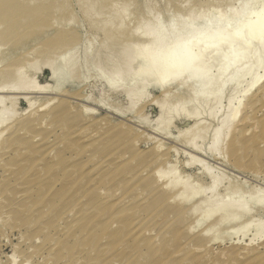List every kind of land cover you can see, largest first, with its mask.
<instances>
[{"label":"rangeland","instance_id":"obj_1","mask_svg":"<svg viewBox=\"0 0 264 264\" xmlns=\"http://www.w3.org/2000/svg\"><path fill=\"white\" fill-rule=\"evenodd\" d=\"M48 1H50L49 4ZM54 1L56 4L60 3L64 10L67 7L65 6V2H70L71 6H69L70 4L67 3V9L69 7H74V9H72L74 11H64L63 9H60L61 11H56V16L55 14H52V17L50 18L51 23L49 22V26L57 23L55 26H58V28L54 26V29H50L49 27L50 31H47V34L50 33V36L52 37L55 35V31H57L55 29L60 31L59 29L61 28L66 30H76L77 33L75 34V38L77 35L78 37L81 35L82 36L78 38L81 41L75 39V41L77 40V42L80 44L75 42V46H77H73V49L71 44L66 49L64 47V51L62 48H60L62 49L63 53L59 48L55 50L56 52H61L62 54L59 53L61 55L54 53L55 51H51L50 55L45 56L43 54V48H45L44 51L47 49V34L45 35L41 32L39 35L37 33L38 35L34 36L33 38H28L27 40L25 38L20 43L18 36L14 39L12 38L13 40L11 41L9 39H2V37H4L3 29L2 27L0 29V73H2V75H0V86L6 82H11L13 85L17 86L31 84L37 89L35 92H32L33 94L31 93L23 96L17 93L0 94V97L5 98V100H3L4 102L0 100V110L4 108L1 115L9 116V121H7L6 124L0 126V130L2 129V132H5H3V134L0 131V133L4 135L0 137V264H162V262L163 264H247L246 261L243 262V260H246L244 257H241L243 258L241 259L234 256V253L237 249L241 247L243 248L244 246L248 247L247 244L249 243V247L251 245L254 247L255 245V247H260V250L264 249V236L260 240H256L254 244L251 243V240L254 239L253 235L257 232V230H260L259 234L261 231H263L262 234L264 235V128L262 127L264 126V106H262L264 105V101H262L260 98L263 95L262 93L264 88L261 91H258L257 88H254L249 94L247 93L251 83L264 74V52L256 49V40L249 39V29L253 27L252 24L256 18H258V15L260 16V13L262 14V12H264V0H224V2L223 0H189L190 2L188 0H128L130 4L127 1V5L126 0H118L113 3V6L110 7L113 10H116L115 12L117 14L119 10H125L129 5L128 9H126L128 15L126 14V10L124 12L122 10L120 11L123 12L121 13L122 15L124 13L126 14V16L124 15L125 17L119 12V16L121 15L123 19H120L121 16L119 17L116 15L112 9H110V11L109 9L106 10V12H104L105 14L103 13V18L102 15L99 16L100 18H98V16L96 17L97 11H94L96 13L92 12L89 14L88 17L86 14H84L85 11L82 13L83 7L78 5V0H62L64 1V4L61 3V0H59L58 3L57 0H45L41 3L45 4L43 5V7H45L46 5L50 6L51 3L53 4ZM80 3L83 5L79 0V4ZM116 3L119 5L118 7ZM123 3L124 6L121 5ZM114 4H116L115 6L117 9L120 7L118 11L117 9L113 8L115 7ZM239 6H243V10L240 13L238 23H234L230 26L232 29L230 36L225 30L229 21L231 20L229 11ZM168 11L171 13L170 15ZM58 12L59 14H57ZM66 12L69 13L70 19L68 18L69 20L67 19V21H63V19H66L68 16ZM158 12H161L160 14L164 19L165 25H159L160 28L163 26V29L161 28L162 30H160V33L156 34L154 33L155 28L153 26L155 24L153 22L154 20L152 19L156 14H158ZM192 12H194L193 15L196 17V20L200 26L204 24L203 21L205 20L209 24L212 31L208 32L207 34L215 33L225 39H230L235 35L242 38L243 43L241 46L236 44L233 45V54L235 55L236 53L235 57L237 60H230L229 63L225 64L223 67H218L216 64H213L212 67H215L212 69L210 68L211 70L208 72L207 77L204 78H196L194 72H189L187 68H184L180 71H178L176 68H167L162 70L161 73L159 72L160 77L162 76L160 78L161 81L159 84H157V82L152 83V85L150 84L149 89L146 90L147 94L145 93V96L139 100V102L137 101L135 106H132L131 104L133 100L130 101V99L125 96L126 93L123 92V89L121 90L122 87L115 91L111 90L107 85L106 80L100 78L99 72L93 68H89L90 70L88 69L90 72L85 69L84 71L80 68L81 70L77 73V75H75V78L72 80V82L64 86L63 72L61 69H59L60 66H58V62L48 63L49 61L53 60L54 57L57 59L68 52L74 53V51L78 50V53H75V55H78L77 57L80 56L83 58H81L82 61L79 59L82 65V62L86 59L85 50L91 46L90 50L92 51V54L94 52L97 53L101 44L104 43L105 36L109 35V30L113 31V26L115 25L114 27H116L117 24L122 21V25H124L123 29H121L122 32H117L122 36L120 37L122 40L120 38L117 39L118 43L122 41L120 42L121 46H118L119 44L117 42L116 44L115 41L111 44H115L119 49L121 48L120 50H123L126 48L128 43L136 42L139 40V38L141 39L140 34H143L145 30L146 32L148 31V36L146 39H144V41L147 42V45H153L147 51H143L141 48L136 47L131 49V51H135L136 49L137 58L135 60V69L132 70L133 77H129L128 79L130 81H135L133 83H136L137 87L143 80L145 72L149 73L153 77H157L158 67L166 66V61L160 62L159 64L156 62L152 63V58L162 52L168 53L167 55H170V57L172 56L171 54L174 51L171 49L175 36L170 33L169 25L183 24L186 20L185 18ZM111 13L115 14L116 16ZM59 15L60 17L62 15L61 19ZM54 17H56V19ZM71 17H73L75 20L73 18L72 20ZM58 20H60L61 23L58 24ZM71 20L72 22H75L74 24L77 29H75L73 24L70 23ZM106 21H109V23H106ZM110 21L113 22L114 25L112 24L111 26ZM145 21V25H147V22L154 24L150 27V30L153 27L152 31L154 34H151L149 28L146 30V26L145 28L143 27ZM101 23H106V26ZM68 24L71 25L70 27H73V29H69L70 27ZM197 28L200 30L198 25ZM134 29L135 32H133ZM114 31L116 32L117 29L115 30L114 28ZM202 31L205 30L203 29ZM79 32L81 34H78ZM131 32H133L132 36H130ZM190 34L189 32L185 33L180 37V39L182 41H186L187 38L189 39V37L192 36ZM51 37L50 39H52ZM16 42H19L21 45L17 46ZM159 42L163 43V47H160L157 44ZM218 50L219 49H216V51ZM216 51L215 54H217ZM9 52H11V54H8ZM45 53L49 54L50 51H46ZM51 55L55 56L52 58ZM49 56L52 59L47 61L46 59L47 57L49 58ZM46 62L47 64L45 65ZM6 69H11L13 71L6 73ZM54 69L56 71L58 70L56 78H52V72L55 71ZM2 70L4 73L1 72ZM128 79L125 81L127 85L124 83L123 86H128ZM200 81L201 83H199ZM161 82L163 86L161 85ZM131 84L132 83H130L129 86ZM55 88H58L59 91H53ZM126 89L124 91H126ZM68 93L71 96L69 95L67 98ZM74 93L76 94L75 96ZM251 94L254 95L252 96L253 98L250 96ZM64 95L66 97H64ZM77 95L80 96L78 97ZM10 97L17 98V102H7V98ZM23 98H27L29 100H24ZM75 98H77V100H74ZM259 99L263 102L262 104ZM187 100L188 102H186ZM256 100H258L257 104ZM11 102L13 103V106ZM63 102L67 104H65L67 117L64 122V126L66 128L64 127V132L61 134L62 129L58 128V126L61 125L60 123H57L56 118L53 119L54 116L52 113L55 111V109H57V106L59 107L61 104H63ZM67 102H71L70 106ZM32 103L33 106L31 107ZM253 106H255V109ZM45 107H48V109H45ZM41 109L44 110L42 111ZM183 109H185V111ZM162 110H164L165 113L160 120L161 122L159 121L158 123L157 119L161 116ZM237 111L238 113L240 112L238 115ZM251 111H254L253 114ZM36 113H38V118L35 115ZM47 113L49 114L47 115ZM29 114H32L31 116L34 115L33 117L35 120L36 118L39 120L38 124H36L37 122L34 123L37 128H35L36 126H31L29 130L24 132L25 135L22 133L23 137H21V139L12 141L11 139L13 137L11 138V132L7 130L10 132L9 134L6 132V130H3L4 126L9 125L10 123L13 124L12 122H15L16 120L20 121V119H24V117H27L28 119ZM41 115L42 117H40ZM246 116H249L248 122ZM251 116L254 117V119L252 118V121L250 119ZM30 117L29 119L32 120V117ZM82 117L83 119H86L80 122L78 119L82 120ZM87 119L90 122L86 121ZM101 119L103 121H101ZM224 119L225 122L226 120L231 122L234 119L232 121L233 129H229L231 132L228 131V137L224 135L228 132L226 133L222 130V134L219 131L221 123H224L221 128L225 129L226 127H223L225 125V122H223ZM228 119H230V121ZM253 120L256 121L255 123L258 121V124L256 125H260L255 126L254 123L253 125ZM17 121L16 123H18ZM77 121L78 123L80 122V124H78ZM99 122L102 125H97ZM93 123L94 125H92ZM163 123H165V125ZM231 123L228 124L231 125ZM228 124L226 122V125ZM251 124L252 126H249ZM81 126L82 130H80ZM159 127L164 128V130L162 129V131ZM229 127L230 126L228 125L225 130H228ZM255 127L259 129V132ZM237 128H245L248 131V135L240 140L241 143L238 148L243 147L241 148L243 149V152L240 151V154L239 152L238 154L234 152L235 150L237 151V148L235 150L232 149L234 148L232 144L236 141V139H238V131L235 133L234 130ZM156 129H160L161 133L160 130L158 133ZM128 130L131 133H129ZM134 130L137 132L139 131L140 133L138 132L136 134L134 133L136 132ZM121 131L122 133L124 132L123 136L126 137L127 140L122 137V133H120ZM218 131L221 134H219ZM54 133L56 134L54 135ZM57 133H59V135ZM217 133L218 135L216 136L215 134ZM110 134L111 136L114 135L113 137H115L117 134L119 136L121 135V137L118 136L117 139H114L111 142H106L103 138ZM132 134H135V136ZM56 135H58L57 139ZM219 135H221V137L223 136L222 140ZM38 136L41 137V141ZM218 136L221 143L217 146V143H219V139L217 138ZM256 136L261 137L262 140H260L262 142H260L258 147H253L252 140L253 137L256 139ZM224 137L227 139L225 140ZM216 138L218 139V142H216ZM31 139L34 140V142L39 143V145L44 142L46 143L40 147L37 146L36 148L30 144L29 140ZM223 139L225 142H223ZM49 140H51V143L48 142V146L47 141ZM232 140L235 141L233 142ZM3 141L5 143L7 141V143L4 145ZM99 141H105L107 144L98 145L100 143ZM193 141L194 145L191 144ZM213 141L216 142L215 145ZM13 142L16 145H14ZM56 142L57 144H55ZM117 143L118 145L122 143V146L119 148L121 150V154H124L127 159L124 158L123 160H120L121 162L119 163L117 157H112L109 163H112L114 166H118L122 164V162L124 163V161H126L123 166L125 164H128L129 166L130 162H133L130 167H134L136 165V168H142L143 165L145 170L148 168L151 173H154V176L152 174V176L149 177V179L151 178V181L153 180L152 182H154V180L156 182V184L153 183V188L155 185L160 186L163 180L167 182L169 178H167L165 175L169 177L171 175L172 179L173 174H176V180L179 178V180H181L182 178L183 180L187 179L189 181H187L189 187L188 192L194 193L196 191V193H198V198L196 197L195 200H193L194 204L203 201L205 199L204 197H210V200H214L210 201V207L203 205L202 210L204 206L209 209L212 208V205L215 204V202L226 203V201L230 200L229 203H231L232 199L233 201L238 200L240 205L243 206L242 208H251L252 211L250 209L251 212L245 217V220H243V217L240 221L229 222V225L227 222H224L225 225L222 223V227L219 225H217L219 227L216 226L218 230L215 229L208 235H204L201 233V231H204L207 227H209L208 225H212L215 219L218 221L220 218H218V214L214 216L215 219H213L214 217L211 218L212 223H210V220H206V223L203 222L204 224L200 225L201 227H197L198 229L195 228L197 224L195 225L194 223H196L199 216H201L198 215L200 212H197L198 217L196 214H191L195 215L197 220L195 217H193V219L195 218L193 220L191 215L186 214L183 219L182 217L180 218L181 222L179 224L173 223L172 218H166L164 215L165 209L167 211L170 209V206L154 201L153 195L157 190L156 186L154 190L153 188L151 189L150 194L148 192L145 194V196L144 194L141 196L140 192L134 193V191H132V186H134V184L137 185L140 183L142 181L140 180L141 178L135 177L134 179L136 180H131V178H126L128 175H123L121 178H119V180H122L124 184L121 186L122 188L116 189L118 190L115 191L116 194L114 193V198L116 201L115 199L113 200V197L109 198V194L112 193V188H114L113 186L118 185L116 182L118 181V178L116 180H111L107 177H104L102 180H100V171H106V169H108L107 165H103L100 155L104 156V154H106L105 150H109L111 148L113 149V147H116ZM212 143L215 146L214 149L217 148L216 150H218L217 153V151H213L212 149L213 153H215L214 155L210 150L213 147ZM17 144L18 148H16ZM161 145L164 150H170L168 152V156L170 158L168 156L165 157L167 161L164 160V163L157 165V163H153L155 162V154H157L154 149H157V147L160 148ZM98 147L104 149L100 150ZM20 148L22 149L23 154L25 151L26 156L25 154L23 156L22 151H20V155L19 153L17 154V151L21 150ZM123 148H126L127 151ZM171 148H173L172 152ZM48 150L50 153H48V155H50V157L45 155L47 154ZM122 150H124L123 153ZM8 151H10V153ZM26 151H28V153H26ZM167 151L162 150V152ZM233 152L237 156L234 155ZM95 153L98 154L96 157L94 156ZM28 154H31L33 158ZM143 154L148 155L145 156ZM12 155L15 158L18 157L22 159L18 160L17 158H12ZM51 156L55 158H52ZM140 156L141 159H139ZM97 157L100 159V162ZM147 157L148 160L146 159ZM93 158L95 160L97 159L96 161L98 162L92 161ZM134 158L136 161H133ZM150 158L152 160H150ZM54 159L57 161H54ZM109 159L110 156L106 158V160ZM200 159L203 160V162H201ZM195 160L199 163H197ZM62 162L65 163V169L58 170L61 168ZM100 163L104 167H102ZM142 163L146 165L144 166ZM196 163L197 165H194ZM204 163L205 165L207 164V167L204 165ZM91 164L93 166H91ZM198 164H200L201 167H199ZM149 165L150 167H147ZM97 166L98 168L102 167L103 169H100L98 172L99 169ZM159 168H161L163 172L166 171V173L164 172L163 174L160 169L162 175L164 176L163 179L160 178L161 175L159 174L160 176H158V173L156 172V170L159 171ZM8 169H11V171H14L15 169L16 170L11 172ZM46 169L47 172L50 173L49 175H51V177H44L43 175L40 176ZM136 170L138 171V169ZM167 170L169 172L171 171V174H169ZM209 171L211 172L209 173ZM103 174L101 173V175ZM97 180L99 181L97 182ZM60 182L63 183L62 186L66 187L63 190H50L48 187H45L52 184H57L60 186ZM101 182H103V184L107 183V185H104V188L102 189H94L100 186L102 184ZM157 182L161 183L158 185ZM214 182H216V184ZM91 184H94L92 188ZM67 186L71 187L67 188ZM88 186L89 188H87ZM106 186L109 187L107 188ZM213 186L214 189H212ZM229 186L233 189L236 186L241 190H238L237 193L236 188V194L234 191H229ZM79 187L80 189L77 190ZM232 188L230 190H232ZM227 190L230 193H227ZM186 191L185 193L188 195V192ZM105 193L106 195H104ZM128 195H132L134 198L132 196L129 197ZM123 196L125 199L127 197L126 201L128 203L125 200L123 203L122 201H119L123 198ZM137 197H139V199L143 197L144 198L139 200ZM202 198L204 199L202 200ZM107 199L109 200L108 202ZM117 202L119 204H117ZM142 202L143 204L147 205H143ZM226 204H228V202ZM172 206L175 205L172 204L171 207ZM189 206L191 207L192 203H190ZM206 209L204 208V211H206ZM203 213L205 212H202V214ZM251 213L253 217H251ZM111 217H114V219H111ZM175 220L176 219H174V221ZM195 220L196 222H194ZM112 221L113 223H111ZM186 224L188 226L194 225V228L192 229L194 231L190 232L189 229H186ZM183 227L186 230L183 229ZM187 230L191 234H189ZM200 234L203 235L201 236ZM258 237L256 239H258ZM91 244H93V246ZM250 264H255V262L250 260ZM259 264H264V262L262 261Z\"/></svg>","mask_w":264,"mask_h":264},{"label":"bare ground","instance_id":"obj_2","mask_svg":"<svg viewBox=\"0 0 264 264\" xmlns=\"http://www.w3.org/2000/svg\"><path fill=\"white\" fill-rule=\"evenodd\" d=\"M45 0H0V29H1V27H2V29H3V36L4 37H2V39H9L10 41L11 40H13L14 38H16L17 36L19 37V40H20V43H21V41H23L25 38H26V40L29 38V39H31V38H33L34 36H36V35H40L41 34V32L42 33H44L45 35L47 34V31H50V29H54V26H55V24L57 25V23H54V25H51V26H49V24L51 23L50 21V18L52 17L51 15L52 14H55V16H56V11L57 10H62L63 8H62V5L60 4V3H58L59 2V0H57V3L58 4H60V5H58V4H56V2L54 1L53 2V4L51 5L50 4V6L48 5H46L45 7H43V5H45V4H42L41 2H44ZM47 1V0H46ZM52 1V0H51ZM62 1V0H61ZM65 1V0H64ZM64 1H62L61 3L62 4H64L63 2ZM76 1V0H75ZM81 2H82V4L83 5H81V3L79 4V0H78V5H80V6H82L83 8H84V10H83V8H82V13H83V11H85V13L84 14H86L87 16L89 15V14H91L92 12H94V11H97V14H96V17L98 16V18H100L99 16H101L102 15V18H103V15L105 14L104 12H106V10H108L109 9V11H110V9H112L110 6H113V3L114 2H116V1H118V0H80ZM127 1L128 0H126V5H127ZM132 1V0H131ZM189 1V0H188ZM218 1V0H217ZM222 1V0H221ZM221 1H219V2H221ZM226 1V0H225ZM49 2L50 1H48V4H49ZM84 2V3H83ZM121 2V1H120ZM123 2V1H122ZM129 2V1H128ZM190 2V1H189ZM223 2H224V0H223ZM67 3H69L70 4V2H67ZM67 3L65 2V6H67L68 7V5H67ZM112 3V4H111ZM125 3V2H124ZM124 3L123 4H121L122 6H124ZM111 4V5H110ZM117 4V3H116ZM116 4H114V6L116 5ZM129 4H130V2H129ZM146 4H148V3H146ZM65 6H63V7H65ZM69 6H71V4L69 5ZM119 5L117 4V7H118ZM129 6V5H128ZM128 6H127V8H126V6H125V8L126 9H128ZM67 7H66V9L64 10V11H68V10H71V11H74V10H72V9H74V7H73V2H72V7L73 8H71V7H69V8H71V9H67ZM76 7V6H75ZM117 7L115 6V7H113V8H115V9H117ZM120 8V7H119ZM119 8L117 9V11L119 10ZM124 8V7H123ZM125 9V10H126ZM60 10V11H61ZM81 10V9H80ZM113 10V9H112ZM112 10H111V12H112ZM122 10V9H121ZM121 10H119L118 11V13L116 14V10H113L114 12H115V14L116 15H118L119 16V12L121 11ZM125 10H122L123 12L125 11ZM182 10V9H181ZM243 10V6H239V7H237V8H234V9H232V10H230L229 11V13H230V17H231V20L229 21V23H228V25H227V27H226V33L227 34H229L230 36H231V34H230V32H231V28H230V26L231 25H233L234 23H238V19H239V16H240V13H241V11ZM63 11V12H64ZM108 11V12H109ZM194 11V10H193ZM264 11V10H263ZM107 12V13H108ZM113 12V13H114ZM123 12H120V14L121 13H123ZM165 12V11H164ZM169 12V11H168ZM180 12V11H179ZM60 13H62V12H60ZM67 13V12H66ZM69 13H70V11H69ZM69 13H67L68 14V16L66 17V19H63V21L64 20H66L67 21V19L69 18L70 19V17H69ZM74 13V12H73ZM94 13H96V12H94ZM104 13V14H103ZM113 13H111V14H113ZM161 13V12H160ZM159 12H158V14H156L155 16H154V18L152 19V20H154L153 22H154V24H150V23H148L147 22V25H145L146 24V21L144 22V25H143V27L145 28V26L147 27L146 28V30H148V28H149V30H150V27H151V25L155 28L154 29V33H156V34H158V33H160V30H162L163 28V26H161V28H160V26L159 25H165L164 23V19H163V17H162V15L160 14ZM167 13V12H166ZM193 13L194 12H192L191 14H189L185 19V22L183 23V24H180V25H175V24H172L171 26L169 25V31H170V33H172L174 36H175V39L173 40V44H172V49L171 50H173L174 52L171 54L172 56L170 57V55H167L168 53H165V52H162V53H160L159 55H157V56H155V57H153L152 58V63H157V64H159L160 62H163V61H166V66L165 67H158V70H157V77H153V76H151L149 73H147V72H145V74H144V78H143V80L141 81V83L139 84V86H137L136 87V83H133V82H135V81H133L131 78L133 77V72H132V70H134L135 69V60H136V58H137V51H136V49H135V51H131V49H133L134 47H136V48H141L143 51H147V50H149L153 45H147V42L146 41H144V39H146V37L148 36L147 34H148V31L146 32L145 30H144V33L143 34H140L141 35V39L139 38V40H137L136 42H133V43H128L127 45H126V48H124L123 50H120L119 48H118V46H121V43L120 42H122V41H120L119 43L117 42V39H119L120 37H122L121 35H119L117 32H122L121 31V29H123V26L124 25H122V21L119 23V24H117V26L116 27H114L115 25L113 24V22H111L110 21V23H111V26H112V24L114 25L113 26V31L111 30H109V35H106L105 36V40H104V43H102L101 44V46L99 47V49H98V51H97V53H93L92 54V51L90 50V47H88L87 48V50H85L86 51V53H85V57H86V59H85V61H83L82 62V65H81V63H80V61H82L81 60V58L82 57H77L78 55H75V53L77 54L78 52V50L77 51H74V53L73 52H68L67 54H64V55H62V56H60L59 58H57L56 59V57H54V56H52V58L54 57V59L53 60H51V61H49L48 63H56V62H58L57 64H58V66H60V68L59 69H61V71L63 72V84H64V86L65 85H67V84H69V83H71L72 82V80L75 78V75H77V73L82 69V70H88L89 68H93V69H95V70H97V72H99V74H100V78H102V79H104V80H106V82H107V85L109 86V88L111 89V90H113V91H115V90H118L119 88H121V90L123 89V92L124 93H126L125 94V96H127V98L128 99H130V101H132L133 100V102L131 103L132 104V106H135L137 103V101L139 102V100H141L144 96H145V93H146V90L147 89H149V86H150V84L152 85V83H154V82H157V84H159V82L161 81V77H160V73L162 72V70H165V69H167V68H176L178 71H180V70H182V69H184V68H187L188 70H189V72H191V71H193L194 72V74H195V76H196V78L197 77H207V75H208V72L213 68V67H215V66H213L212 67V65L213 64H216L218 67H223V66H225V64H228L229 63V61L231 60H234V59H236V53H235V55L233 54L234 52H233V45L234 44H236V45H242V43H243V41H242V38L241 37H238L237 35H235V36H233V37H231L230 39H225V38H222V37H220V35H218V34H215V33H209V34H207L208 32H211L212 30H211V27L209 26V24L206 22V20L205 21H203V27L202 26H200L199 24H198V22H197V20H196V17H194V15H193ZM57 14H59V12L57 13ZM71 14H72V12H71ZM71 14H70V16H71ZM109 14V13H108ZM107 14V15H108ZM115 14H113V15H115ZM126 14L128 15V13H127V10H126ZM126 14L124 13L122 16H126ZM153 14V13H152ZM171 13L169 12V15H170ZM106 15V16H107ZM115 15V16H116ZM120 15V16H121ZM150 15V14H149ZM179 15V14H178ZM58 16V15H57ZM65 16V15H64ZM86 16V17H87ZM105 16V17H106ZM119 16V17H120ZM122 16L120 17V19H123L122 18ZM124 16V17H125ZM59 17H60V15H59ZM61 17H62V15H61ZM61 17H60V19H61ZM89 17V16H88ZM55 19H56V17H54ZM65 18V17H64ZM73 17H71V19H72ZM97 18V19H98ZM101 18V19H102ZM108 18V17H107ZM68 19V20H69ZM74 19V18H73ZM72 19V20H73ZM113 19V18H112ZM115 19V18H114ZM118 20H120L119 18H117ZM54 20V19H53ZM72 20H71V22L70 23H72L73 24V27L75 28V29H77L76 28V26H75V22H72ZM75 20V19H74ZM59 22H58V24L59 23H61L60 22V20H58ZM62 21V22H63ZM116 21V20H115ZM196 21V22H195ZM50 22V23H49ZM104 22V21H103ZM109 23V21H106V23ZM64 23V22H63ZM69 23V24H70ZM106 23L104 24V23H101V24H103L104 26H106ZM116 23V22H115ZM68 24V25H69ZM124 24V23H123ZM60 25H62V24H60ZM110 25V24H109ZM142 25V24H141ZM148 25H149V27H148ZM197 25H198V27L200 28V30L202 31L203 29L205 30V31H200V30H198V28H197ZM63 26V25H62ZM71 25H69V27H70ZM95 26V25H94ZM99 26V25H98ZM103 26V28L105 29V27ZM107 26H108V24H107ZM159 26V28L157 29V27ZM253 26V27H252ZM252 28H250L249 29V39L250 40H256L255 42H256V49H259L260 51H262V52H264V12H262V14L260 13V16L258 15V18H256V20L254 21V23L252 24ZM49 27H50V29H49ZM55 27H57L58 28V26H55ZM73 27H70L69 29H73ZM100 27V26H99ZM142 27V26H141ZM153 27L151 28V30H150V32H151V34H154L153 33V31H152V29H153ZM203 29H202V28ZM61 28V27H60ZM95 28H97V27H95ZM101 28V27H100ZM114 28H115V30L117 29V31L115 32L114 31ZM164 28H165V26H164ZM49 29V30H48ZM62 29V28H61ZM59 29L60 31H58V29H55V30H57V31H55V35H53L52 37L50 36V33H48L46 36H47V39H49V40H47L46 39V41H47V49L44 51V49L45 48H43V54L45 55V56H47V55H50L51 54V51H55L56 49H60V48H64L65 47V49L68 47V46H70L71 44V47H72V49H73V46H75V42H77V40L75 41V39H78V38H80L81 36H79L78 37V35H77V37L75 38V34L77 33L76 32V30H66V29ZM98 30H99V28H98ZM120 30V31H119ZM139 30H140V27H139ZM157 30V31H156ZM52 32V31H51ZM81 32V31H80ZM78 33V34H81V33ZM133 32H135V29L133 30ZM133 32H131V34H130V36H132V34H133ZM189 32V34L190 35H192V36H190L189 37V39L187 38V40L186 41H182L181 39H180V37L183 35V34H185V33H188ZM38 33V34H37ZM86 33V32H85ZM98 33V32H97ZM207 34V35H206ZM85 35V34H84ZM139 35V36H140ZM150 35V34H149ZM46 36H43V37H46ZM52 38V39H50V37ZM151 36V35H150ZM42 37V38H43ZM145 37V38H144ZM155 37V36H154ZM13 38V39H12ZM138 38V37H137ZM121 39V38H120ZM78 40H80V39H78ZM122 40V39H121ZM45 41V42H46ZM81 41V40H80ZM115 41V43L117 42L119 45L117 46V45H115V44H111L112 42H114ZM35 42V41H34ZM34 42H32V43H34ZM73 42H74V45H73ZM94 42V41H93ZM124 42V41H123ZM19 42L17 43L16 42V44H17V46L18 45H21ZM78 44H80L79 42H77ZM116 43V44H117ZM91 44H93V43H91ZM90 44V45H91ZM123 44V43H122ZM160 47H163V43L162 42H159V43H157ZM44 46H45V44H44ZM77 46V45H76ZM75 46V47H76ZM116 46H117V48H116ZM78 48V47H77ZM80 48V47H79ZM92 48H93V46H92ZM62 49H60L61 50V52L63 53V51H64V49H63V51H62ZM216 49H219L218 51H219V53H218V51H216ZM60 50H57V51H60ZM68 50V49H67ZM71 50V49H70ZM80 50V49H79ZM93 50V49H92ZM95 50V49H94ZM46 51H50V53L49 54H46L45 52ZM96 51V50H95ZM215 51L217 52V54H215ZM53 52H52V54H53ZM61 52H54V53H58V55H61L62 53ZM33 53V52H32ZM59 53H61V54H59ZM65 53H66V51H65ZM8 54H11V52H9ZM42 54V55H43ZM69 54V55H68ZM215 54V55H214ZM57 55V56H58ZM67 55V56H66ZM106 55V56H105ZM84 56V55H83ZM167 56H169V57H167ZM26 57V56H25ZM104 57H105V60H104ZM52 58H50V56H49V58L47 57V61L49 60V59H52ZM79 59H80V61H79ZM83 59V58H82ZM237 60V59H236ZM211 61V62H210ZM230 63H232V62H230ZM47 64V62L45 63V65ZM56 64V65H57ZM49 65H52V64H49ZM216 66V67H217ZM9 68V67H8ZM81 68V69H80ZM211 68V69H210ZM92 69V70H93ZM221 69V68H220ZM55 70V69H54ZM84 70V71H85ZM90 70V69H89ZM88 70V71H89ZM6 71V73L7 72H11V71H13V70H11V69H6L5 70ZM58 71V70H57ZM57 71L55 70V71H53L52 72V78H56L57 77ZM220 71V70H219ZM1 72H3V70L1 71ZM90 72V71H89ZM160 72V73H159ZM164 72H166V71H164ZM217 72H218V70H217ZM4 73V72H3ZM86 73H87V71H86ZM132 74V75H131ZM218 74V73H217ZM0 75H2V73H0ZM163 75V74H162ZM129 77H131L130 79L132 80V81H130L128 78ZM195 78V79H196ZM127 79H128V81H129V83H128V88L124 85L123 86V84L125 83V81H127ZM163 80V79H162ZM197 81V80H196ZM202 81V80H201ZM201 81L199 82V83H201ZM130 83H132L130 86H129V84ZM188 83V82H187ZM204 83V82H203ZM206 83V82H205ZM126 84V83H125ZM127 85V84H126ZM161 85H162V82H161ZM160 86V85H159ZM163 86V85H162ZM162 86H160V87H162ZM202 86H204V85H202ZM126 89V91H124L125 89ZM108 88V89H109ZM163 88V87H162ZM254 88H257V90L258 91H261L263 88H264V74L260 77V78H258V79H255L252 83H251V85H250V87H249V89L247 90V93L249 94ZM37 89L35 88V87H33L31 84H29V85H24V86H17V85H13V83H11V82H6V83H4L3 85H1L0 86V94H3V93H17V94H21L22 96L23 95H26V94H31L32 92H35ZM256 90V89H255ZM254 90V91H255ZM40 91V90H39ZM53 91H59V89L58 88H55ZM122 92V91H121ZM246 92V91H245ZM244 92V93H245ZM66 93H67V91H66ZM76 94H78L77 92H75ZM74 93V96L76 95ZM256 93V92H255ZM33 94V93H32ZM71 94H73V93H71ZM147 94V93H146ZM247 94V95H248ZM263 95H262V97H260L261 99H262V101H264V91H263V93H262ZM69 93H68V95H67V98L69 97ZM191 95V94H190ZM71 96V95H70ZM78 97L80 96V95H77ZM192 96V95H191ZM246 96V95H245ZM244 96V97H245ZM251 97L252 96H254L253 94H251L250 95ZM64 97H66L65 95H64ZM73 97V96H72ZM21 98V97H20ZM27 98H29V97H27ZM27 98H23L24 100H29V99H27ZM253 98V97H252ZM8 99V101L7 102H9V101H15V102H17V98H12V97H10V98H7ZM10 99V100H9ZM63 99V98H62ZM66 99V98H65ZM73 99V98H72ZM190 99V98H189ZM192 99V98H191ZM255 99H258V98H255ZM254 99V100H255ZM0 100L1 101H3V100H5V98H3V97H0ZM59 100V99H58ZM57 100V101H58ZM69 100V99H68ZM74 100H77V98H75ZM79 100V99H78ZM260 100V99H259ZM61 101H64V100H61ZM192 101V100H191ZM261 100H260V102H261V104L263 103ZM4 102V101H3ZM2 102V103H3ZM15 102H14V104H15ZM53 102V101H52ZM55 102H56V100H55ZM186 102H188V100L186 101ZM218 102V101H217ZM253 102V101H252ZM252 102H250V103H252ZM257 102H258V100H256V104H257ZM259 102V103H260ZM12 103V102H11ZM31 103V102H30ZM54 103V102H53ZM67 103H69V102H67ZM71 103V102H70ZM70 103H69V106H70ZM258 103V104H259ZM5 104V103H4ZM51 104V103H50ZM65 104L66 103H64L63 102V104H61L59 107L57 106V109H55V111L52 113L53 114V119L54 118H56V121H57V123H60V125L61 126H58V128H60V129H62V131H61V134H62V132H64V122H65V120H66V114H67V110H66V108H65ZM184 104H185V102H184ZM187 104V103H186ZM46 105H48V104H46ZM67 105V104H66ZM248 105H249V103H248ZM247 105V106H248ZM12 106H13V103H12ZM33 106V103L31 104V107ZM50 106V105H49ZM262 106H264V105H262ZM67 107V106H66ZM190 107H191V104H190ZM189 107V108H190ZM249 107H250V105H249ZM249 107H247V108H249ZM259 107V106H258ZM161 108V107H160ZM253 108L255 109V106H253ZM253 108H251L252 110H254ZM256 108H257V106H256ZM4 109V108H3ZM3 109H1L0 110V126L1 125H4V124H6L7 123V121H9V116L7 115H1V113H2V110ZM45 109H48V107L46 108L45 107ZM186 109V108H185ZM185 109H183L184 111H185ZM190 109H192V108H190ZM258 109V108H257ZM261 109H262V107H261ZM39 110V109H38ZM42 110V109H41ZM41 110H40V112H41ZM44 110V109H43ZM42 110V111H43ZM248 110H250V109H248ZM264 110V109H263ZM87 111V110H86ZM91 111V110H90ZM183 111V112H184ZM258 111H259V109H258ZM262 111V110H261ZM181 112V111H180ZM182 112V113H183ZM252 112V111H251ZM250 112V113H251ZM254 112V111H253ZM253 112H252V114H253ZM256 112V111H255ZM90 113H92V112H90ZM164 113H165V111L164 110H162L161 111V116L157 119L158 121V123H159V121L161 120V118L163 117V115H164ZM170 113V112H169ZM240 113V112H239ZM238 113V111H237V115L239 114ZM260 113V112H259ZM33 114V113H32ZM32 114H29L28 116L30 117ZM37 114L38 113H36L35 115H36V117H37ZM45 114V113H44ZM43 114V115H44ZM49 113H47V115H48ZM78 114V113H77ZM81 114H82V111H81ZM167 114V113H166ZM191 114V113H190ZM262 114V113H261ZM171 115V114H170ZM34 116V115H33ZM33 116H31L32 117V120L31 119H29V117H28V119H27V117H24V119L22 118V119H20V121H17L18 123H16V121L15 122H12L13 124H9V125H7V126H4V128H3V130H6V132L7 133H9L10 134V132H11V140L12 141H16V140H18V139H21V137H23V135H22V133H24L25 131H27V130H29L30 128H31V126H36V125H34V123L35 122H37L36 124H38V121L39 120H37V118H36V120H35V118L33 117ZM75 116H77V115H75ZM188 116V115H187ZM259 116H262V115H259ZM30 117V118H31ZM40 117H42V115L40 116ZM39 117V118H40ZM44 117H46V116H44ZM43 117V118H44ZM167 117V116H166ZM247 117V122H248V120H249V116H246ZM34 118V119H33ZM74 118H76V117H74ZM234 118H236V117H234ZM252 118L254 119V117L253 116H251V121H252ZM264 118V117H263ZM262 118V119H263ZM86 119V118H85ZM85 119H83V117H82V120H80V119H78L80 122L81 121H83V120H85ZM92 119V118H91ZM43 120V119H42ZM89 120H90V118H89ZM88 119L86 120V121H88V122H90ZM94 120V119H93ZM97 120V119H96ZM229 121H230V119H228ZM234 120V119H233ZM232 120V121H233ZM245 120H246V118H245ZM44 121V120H43ZM55 121V122H56ZM75 121V120H74ZM101 121H103L102 119H101ZM165 121V120H164ZM231 121V122H232ZM250 121V122H251ZM254 121V120H253ZM54 122V123H55ZM80 122L78 123V121H77V123L78 124H80ZM98 122V121H97ZM105 122V121H104ZM161 122V121H160ZM163 122V121H162ZM167 122H169V121H167ZM223 122H225V119H224V121ZM226 122H227V124L228 123H231V122H228L227 120H226ZM226 122H225V125L223 126V127H228V125L230 126L229 128H228V130H225L226 129V127H225V129L224 128H221L222 127V125L224 124V123H221V126H220V129H219V127H218V129H219V131L221 132L222 130L223 131H225L226 133L229 131V132H231V130H229V129H233V126H232V124H233V122L231 123V125L230 124H228V125H226ZM256 121H254V122H252V124L254 123L255 124V126H259V125H256V124H258V121H257V123H255ZM16 123V124H15ZM54 123H53V125H54ZM83 123V122H82ZM87 123V122H86ZM41 124V123H40ZM39 124V125H40ZM102 125L100 122L97 124V125ZM162 124V123H161ZM160 124V125H161ZM164 125H165V123H163ZM252 124L251 125H249V126H252ZM253 124V125H254ZM89 125V124H88ZM92 125H94V123L92 124ZM91 125V126H92ZM159 125V124H158ZM167 125V124H166ZM263 125V124H262ZM261 125V126H262ZM55 126V125H54ZM54 126H52V127H54ZM163 126V125H162ZM231 126H232V128H231ZM87 127V126H86ZM85 127V128H86ZM164 127V126H163ZM243 127V126H242ZM263 128H264V126H262ZM6 128V129H5ZM35 128H37V126L35 127ZM66 128V127H65ZM158 128V127H157ZM160 128V127H159ZM253 128V127H252ZM256 128V127H255ZM258 128H261V127H258ZM51 129H53V128H51ZM71 129V128H70ZM161 130L163 129L164 130V128H160ZM159 129V130H160ZM217 129V130H218ZM257 129V128H256ZM7 130H9V131H7ZM79 130V129H78ZM77 130V131H78ZM80 130H82V126H81V128H80ZM84 130V129H83ZM122 131H124L123 129H121ZM157 131H158V133H159V130L158 129H156ZM155 130V131H156ZM161 130H160V133H161ZM162 130V131H163ZM165 130H166V128H165ZM216 130V131H217ZM235 130V133L238 131V133H237V135H238V139H236V141L235 140H232L234 143L232 144L233 146H234V148H232L233 150H235L236 148H237V151L235 150L234 152L236 153V154H238V152H239V154H240V151H242L243 152V149H241V148H243V147H241V148H238L239 147V145H240V143H241V139L243 138V137H245V136H247L248 134H247V129H245V128H242V129H240V128H237V129H234ZM255 130V129H254ZM259 129H257V131H258ZM1 132H2V129L0 130ZM55 131V130H54ZM57 131V130H56ZM60 131V130H59ZM76 131V132H77ZM122 131L120 132V133H122ZM134 131H136V130H134ZM218 131V133L219 134H223V132H219ZM256 131V130H255ZM4 132V131H3ZM2 132V133H3ZM66 132V131H65ZM128 132H129V130H128ZM139 132V131H138ZM137 131L136 132H134V133H138ZM229 132L227 133V134H224V135H228L229 136ZM250 132V131H249ZM259 132V131H258ZM264 132V131H263ZM263 132H262V134H263ZM5 133V132H4ZM3 133V134H4ZM27 133V132H26ZM71 133H72V131H71ZM80 133V132H79ZM129 133H131V132H129ZM140 133V132H139ZM218 133L217 134H215L216 136L218 135ZM3 134H1L0 133V137H2V136H4ZM8 134V135H9ZM56 133H54V135H55ZM58 135H59V133H57ZM126 134V133H125ZM163 134V133H162ZM260 134H261V132H260ZM24 135H25V133H24ZM29 135V134H28ZM53 135V134H52ZM58 135H56L57 137H56V139L58 138ZM68 135V134H67ZM122 135V137H124L123 135H124V132L121 134ZM121 135L119 136L118 134L117 135H115V137H113V136H111V134L110 135H108V136H106V137H104L103 139L106 141V142H111V141H113L114 139H117V137L119 136V137H121ZM132 135H134L135 136V134H132ZM141 135V134H140ZM27 136V135H26ZM31 136V135H30ZM145 136V135H144ZM215 136V137H216ZM220 137H221V135H219ZM219 136L217 137L218 139H219V143H217V146L218 145H220V143H221V141H220V138H219ZM225 136V137H226ZM227 136V137H228ZM236 136V135H235ZM234 136V137H235ZM33 137V136H32ZM39 138H40V141H41V137L40 136H38ZM53 137V136H52ZM223 137V136H222ZM222 137H221V140H222ZM225 137H224V139H225ZM257 137V136H256ZM26 138V137H25ZM27 138H28V136H27ZM36 138V137H35ZM125 139H126V137H124ZM124 138H123V140H124ZM129 138V137H128ZM144 138V137H143ZM216 138V139H217ZM237 138V137H236ZM250 138H252V137H250ZM249 138V139H250ZM255 137H253V147H255V146H259L260 145V142H262L261 140V137H257L256 139H254ZM37 139V138H36ZM50 139V138H49ZM122 139V138H121ZM216 139H214V140H216ZM218 139L216 140V142H218ZM224 139H223V142H225L224 141ZM227 139V138H226ZM225 139V140H226ZM261 139V140H260ZM10 140V141H11ZM54 140H55V137H54ZM127 140V139H126ZM194 140H196V139H194ZM251 140V139H250ZM10 141H9V143H10ZM23 141V140H22ZM51 140H49V141H47V145L49 144V143H51L50 142ZM105 141H99L100 143L98 144V145H101V144H107ZM137 141V140H136ZM185 141V140H184ZM4 142V141H3ZM19 142V141H18ZM29 142H30V144L32 145V146H34V147H36L37 148V146H42L44 143H46V142H44V143H42L41 145H39V143H36V142H34V140H29ZM39 142V141H38ZM49 142V143H48ZM123 142V141H122ZM126 142V141H125ZM135 142V141H134ZM187 142V141H186ZM216 142H214L213 141V143H214V145L216 144ZM1 143V142H0ZM6 143H7V141H6ZM5 142H4V145L6 144ZM14 143V142H13ZM20 143V142H19ZM124 143V142H123ZM136 143V142H135ZM134 143V144H135ZM194 143V141L191 143L192 145H194L193 144ZM213 143H212V145H213ZM11 144V143H10ZM52 144H53V142H52ZM55 144H57V142L55 143ZM54 144V145H55ZM160 144V143H159ZM158 144V145H159ZM2 145H3V143H2ZM2 145H1V148H2ZM14 145H16L15 143H14ZM19 145H21V144H19ZM91 145V144H90ZM213 145V147L210 149L211 151H212V149H213V151H217V153H218V150H216L217 148H215L214 149V146ZM7 146V145H6ZM49 146V145H48ZM120 146H122V143L120 144V145H118V143L116 144V147H113V149L111 148V149H109V150H105V152H106V154H104V156H102V155H100V159L102 160V162H103V165H107V168L108 169H106V171H103V170H101L100 171V169H103L102 167H104L101 163V165H102V167H100V168H98V166H97V168L99 169H97L98 170V172L100 171L102 174L103 173H105V174H103V175H101V173H99L100 174V180H102V178H104V177H107V178H109V179H111V180H116L117 178V180L118 181H116L117 183H118V185H115V186H113L114 188H112V193H111V191H110V193L111 194H109L110 196H109V198L110 197H113V200L115 199L114 198V193H115V191H118V190H116V189H119V188H122L121 186L124 184L123 182H122V180H119V178H121L123 175H128V177H126L127 179H129V178H131V180L133 179V180H136V179H134L135 177L137 178H141L140 180H142L140 183H138L137 185H135L134 184V186H132V191H134V193L135 192H140L141 194V196H142V194H144V196H145V194L146 193H148L149 192V194H150V192H151V189L153 188V183L154 184H156V182H155V180H154V182H152L151 181V178L149 179V177H151L152 176V174H153V176H154V173L152 172L151 173V171H149L148 170V168L147 167H150V165L149 166H147L146 168H147V170H145V168L143 167V165H142V168H136L135 166L133 167V166H131L130 167V165H132V163L133 162H130V165L128 166V164H125L124 166H123V164L126 162V161H124V163L122 162V164H120V165H118V166H114L112 163H109V161H111V158L112 157H117L118 158V162L120 163L121 161L120 160H123L124 158L125 159H127L125 156H124V154H121V150H120ZM135 146H137V145H135ZM187 146V145H186ZM216 146V147H217ZM232 146V147H233ZM3 147H5V146H3ZM51 147H52V145H51ZM56 147V146H55ZM126 147V146H125ZM161 147H162V145L160 146V148L159 147H157V149L155 150L154 149V151H156L157 152V154H155V156L156 157H154L155 158V162H153V163H157V165H159L160 163H164L165 161L164 160H166L167 161V159L165 158V157H167L168 155H169V151H167V150H164L163 149V147H162V150L163 151H167V152H162V150H161ZM194 147V146H193ZM10 148V147H9ZM15 148V147H14ZM16 148H18V144H17V147ZM22 148H24V147H22ZM100 150L101 149H104V148H100V147H98ZM219 148V147H218ZM8 149V148H7ZM21 149V148H20ZM26 149V148H25ZM44 149V148H43ZM98 149V150H99ZM119 149V150H118ZM124 149V148H123ZM126 149V148H125ZM124 149V150H125ZM166 149V148H165ZM169 149V148H168ZM172 149L173 148H171V152H172ZM194 149V148H193ZM200 149V148H199ZM208 149V148H207ZM3 150H4V148H3ZM13 150V149H12ZM52 150V149H51ZM51 150H50V152H51ZM96 150V149H95ZM124 150H122V153H123V151ZM159 150H161V151H159ZM210 150H208V151H210ZM2 151V150H1ZM20 151H22V149L21 150H19V151H17V154L19 153V155L21 154L20 153ZM43 151V150H42ZM97 151V150H96ZM126 151H127V149H126ZM158 151H159V153H158ZM213 151L211 152L213 155L215 154V153H213ZM3 152V151H2ZM9 153H10V151H8ZM90 152V151H89ZM92 152V151H91ZM156 152H154V153H156ZM175 152V151H174ZM233 152V153H234ZM242 152H241V154H242ZM9 153H6V154H9ZM26 153H28V151H26ZM30 153V152H29ZM37 153V152H36ZM39 153V152H38ZM48 153H49V150H48V152H47V154H45V155H48ZM128 153V152H127ZM210 153V152H209ZM234 153V155H236ZM2 154H4V153H2ZM22 154H23V151H22ZM24 154H25V151H24ZM24 154H23V156H24ZM50 154V153H49ZM52 154V153H51ZM150 154V153H149ZM202 154H203V152H202ZM15 155V154H14ZM29 156H31V154H28ZM38 155V154H37ZM63 155V154H62ZM88 155V154H87ZM96 155H98L97 153H95L94 154V156L96 157ZM143 155H145V154H143ZM148 154H146L145 156H147ZM151 155V154H150ZM13 156V155H12ZM16 156H18V155H16ZM25 156H26V154H25ZM49 157H50V155H48ZM54 156V155H53ZM64 156V155H63ZM92 156V155H91ZM93 156V157H94ZM110 156V159L109 160H106V158L107 157H109ZM142 156V155H141ZM141 156H140V158L139 159H141ZM154 156V155H153ZM237 156V155H236ZM9 157H10V155H9ZM32 158H33V156H31ZM34 157H35V155H34ZM52 157V156H51ZM88 157V156H87ZM142 157H144V156H142ZM169 157V156H168ZM192 157H194V156H192ZM240 157V156H239ZM12 158H15L14 156L12 157ZM18 160L20 159H22V158H18V157H16ZM15 158V159H16ZM25 158H27V157H25ZM38 158V157H37ZM52 158H55V157H52ZM98 158V157H97ZM116 158V159H117ZM153 158V157H152ZM170 158V157H169ZM168 158V159H169ZM213 158H214V156H213ZM14 159V160H15ZM29 159V158H28ZM56 159H59V158H56ZM56 159H54V161H57ZM99 159V158H98ZM100 159H99V162H100ZM114 159V158H113ZM138 159V158H137ZM145 159V158H144ZM147 160H148V157L146 158ZM194 159V158H193ZM196 159H198V158H196ZM13 160V161H14ZM97 160V159H96ZM94 158H93V160L92 161H96ZM150 160H152L151 158H150ZM192 160V159H191ZM53 161V162H54ZM91 161V160H90ZM91 161V162H92ZM133 161H136V159L134 158L133 159ZM164 161V162H163ZM169 161V160H168ZM196 161V160H195ZM199 161V160H198ZM200 161L201 162H203V160H201L200 159ZM49 162V161H48ZM96 162H98V161H96ZM118 162H116V163H118ZM140 162H141V160H140ZM140 162H138V163H140ZM147 162V161H146ZM145 162V163H146ZM197 162V161H196ZM44 163V162H43ZM51 163V162H50ZM137 163V164H138ZM189 163V162H188ZM197 163H199V162H197ZM197 163L196 164H194V165H197ZM23 164V163H22ZM38 164V163H37ZM45 164V163H44ZM69 164V163H68ZM94 164V163H93ZM136 164V163H135ZM141 164V163H140ZM142 164H144V163H142ZM147 164V163H146ZM146 164H144V166L146 165ZM203 164V163H202ZM27 165H28V163H27ZM34 165V164H33ZM39 165V164H38ZM42 165V164H41ZM47 165V164H46ZM95 165V164H94ZM155 165V164H154ZM161 165V164H160ZM191 165V164H190ZM199 165V167H201L200 166V164H198ZM204 165H205V163H204ZM203 165V166H204ZM207 165V164H206ZM205 165V166H206ZM22 166H24V165H22ZM26 166V165H25ZM29 166V165H28ZM57 166V165H56ZM60 166V165H59ZM64 166H65V163L64 162H62V164H61V168H57L58 170H62V169H65L64 168ZM91 166H93L92 164H91ZM141 166V165H140ZM152 166V165H151ZM37 167V166H36ZM138 167V166H137ZM207 167V166H206ZM7 168V167H6ZM19 168V167H18ZM22 168V167H21ZM34 168V167H33ZM41 168V167H40ZM39 168V169H40ZM96 168V167H95ZM138 169V171L136 170V169ZM13 169V168H12ZM25 169V168H24ZM55 169V168H54ZM53 169V170H54ZM160 169L161 168H159V171H157L156 170V172L158 173V176H160V178H162L163 179V175H162V169H161V171H160ZM204 169V168H203ZM206 169V168H205ZM210 169V168H209ZM8 170H10L11 171V169H8ZM16 170V169H15ZM14 170V171H15ZM36 170V169H35ZM38 170V169H37ZM53 170H52V172H53ZM92 170V169H91ZM174 170V169H173ZM211 170V169H210ZM9 171V172H10ZM13 171V170H12ZM11 171V172H12ZM13 171V172H14ZM55 171H57V170H55ZM90 171V170H89ZM95 171V170H94ZM94 171H92V172H94ZM168 171V170H167ZM10 172V173H11ZM19 172V171H18ZM21 172V171H20ZM38 172V171H37ZM44 172V173H43ZM42 172V174L40 175V176H50L51 177V175H49L50 173H48L47 172V169L45 170V171H43ZM51 172V173H52ZM165 173H166V171H164ZM164 172H163V174H164ZM169 172V171H168ZM168 172H167V174H168ZM211 171H209V173H210ZM39 173V172H38ZM38 173H36V174H38ZM96 173V172H95ZM175 173H177V172H175ZM204 173V172H203ZM207 173H208V169H207ZM160 174V175H159ZM169 174H171V171L169 172ZM168 174V175H169ZM179 174V173H178ZM201 174V173H200ZM11 175V174H10ZM17 175V174H16ZM156 175V174H155ZM97 176V175H96ZM157 176V175H156ZM157 176V177H158ZM167 178H169L168 180H167V182H165V180H163V182L161 183V182H159V183H161V185L160 186H157V185H155L156 186V188H157V190L155 191V193H154V195H153V197H154V201L155 202H160V203H162V204H164V205H169L170 206V209H168L167 211H166V209H165V211H164V215H165V217L166 218H172V222L173 223H177V224H179L180 222H181V220H180V218L182 217V219L186 216V214L187 215H191V214H196V216H197V212H200V214H198V215H201V216H199V218H198V220H197V217H195V215H191L192 216V219H193V217H195L196 218V220H197V222H196V220L194 221V222H196V223H194L195 225H196V227L195 228H199V227H201L200 225H203L204 223L203 222H205L206 220H210V223H212L211 222V218H213L215 215H217L218 216V221H216V219H215V217L213 218V219H215V221L214 220H212V221H214L213 223H212V225H208L209 227H207L204 231H201V233H203L204 235L206 234V235H208L209 233H211L212 231H214L215 229L216 230H218V228L217 227H219V226H221L222 227V223L225 225V223L227 222V224L229 223V222H237V221H240L243 217V220H245V217L246 216H248L249 214H250V212L252 211V209H251V211H250V209H246L247 207H245V208H242L243 206L242 205H240V202H238V200L237 201H233L232 199H231V203H229V201L230 200H228V201H226V203L228 202V204H226L225 202H215V204H213L212 206V208H207V207H205L206 205L207 206H209L210 205V201H214V200H210V197L208 198H206V197H204V198H202V200L203 201H200V200H198V201H200V202H198V203H196V204H194L193 202V200H195V198L197 197V196H199L198 195V193H196V191L193 193V192H188L189 191V187H188V183H187V179H182L181 178V180H179V179H175V177H176V174H173V176H172V179H171V175H170V177L169 176H167V175H165ZM215 176V175H214ZM92 177H93V175H92ZM156 177V178H157ZM37 178V177H36ZM97 178V177H96ZM95 178V179H96ZM114 178V179H113ZM125 178V179H126ZM166 178V179H167ZM212 178V177H211ZM210 178V179H211ZM216 178V177H215ZM39 179V178H38ZM37 179V180H38ZM41 179V178H40ZM43 179V178H42ZM52 179V178H51ZM85 179V178H84ZM94 179V178H93ZM98 179V178H97ZM159 179V178H158ZM218 179V178H217ZM146 180H149V181H146ZM160 180V179H159ZM220 180V179H219ZM218 180V181H219ZM59 181V180H58ZM99 180H97V182H98ZM106 181H107V179H106ZM181 181V182H180ZM213 181V180H212ZM220 181H222V180H220ZM55 182V181H54ZM81 182V181H80ZM93 182V181H92ZM96 182V181H95ZM112 182V181H111ZM115 182V183H116ZM135 182V181H134ZM134 182H132V183H134ZM189 182V181H188ZM53 183V182H52ZM86 183V182H85ZM102 184L100 185V186H98L97 188H94V189H102V188H104L103 186L104 185H107V183L105 184H103V182H101ZM110 183V182H109ZM116 183V184H117ZM158 183V182H157ZM159 183H158V185H159ZM215 184H216V182H214ZM218 183V182H217ZM51 184V183H50ZM60 186L59 185H55V184H52V185H49V186H45V187H48L50 190H52V189H54V190H57V189H61V190H63L64 188H66L65 186H62V184L63 183H61L60 182ZM81 184H82V182H81ZM97 184V183H96ZM191 184V183H190ZM76 185V184H75ZM114 185V184H113ZM131 185V184H130ZM130 185H128V186H130ZM78 186V185H77ZM76 186V187H77ZM80 186V185H79ZM90 186V185H89ZM89 186L87 187V188H89ZM92 186H94V184H91V188H92ZM111 186V185H110ZM155 186H154V188H153V190L155 189ZM190 186V185H189ZM193 186V185H192ZM43 187V186H42ZM71 186H67V188H70ZM107 187V186H106ZM109 187V186H108ZM107 187V188H108ZM116 187V188H115ZM188 187V188H187ZM82 188V187H81ZM212 188V187H211ZM210 188V189H211ZM232 188V187H231ZM230 188V186H229V191L231 192H233L234 191V193H238V190H241V189H239L238 187H234V189L232 188V190H230L231 189ZM237 188V190H236V192H235V189ZM78 189H80V187L79 188H77V190ZM110 189V188H109ZM109 189H108V191H109ZM188 189V190H187ZM192 189V188H191ZM212 189H214V186H213V188ZM227 189V188H226ZM225 189V190H226ZM93 190V189H92ZM91 190V191H92ZM187 190V191H186ZM199 190V189H198ZM104 191V190H103ZM185 191L186 192H188V195H186L187 193H185ZM194 191V190H193ZM205 191H207V190H205ZM204 191V192H205ZM228 191V190H227ZM226 191V192H227ZM227 192V193H230V192ZM97 192V191H96ZM99 192H101V191H99ZM123 192V191H122ZM81 193V192H80ZM103 193V192H102ZM130 193V192H129ZM133 193V192H132ZM133 193V194H134ZM138 193H136V194H138ZM153 193V192H152ZM151 193V194H152ZM193 193V194H192ZM236 193V194H237ZM240 193V192H239ZM116 194V193H115ZM117 194H118V192H117ZM128 194V193H127ZM126 194V195H127ZM132 194V195H133ZM191 194V195H190ZM202 194V193H201ZM231 194H233V193H231ZM104 195H106V193L104 194ZM132 195H130V196H132ZM203 195V194H202ZM204 195H205V193H204ZM228 195V194H227ZM107 196H108V194H107ZM129 196V195H128ZM129 196V197H130ZM135 196V195H134ZM152 196V195H151ZM106 197V196H105ZM105 197H104V199H105ZM119 197V196H118ZM126 197V196H125ZM133 197V196H132ZM140 197V196H139ZM139 197H137L138 199H139ZM153 197H151V198H153ZM202 197V196H201ZM84 198V197H83ZM116 198H117V196H116ZM134 198V197H133ZM144 198V197H143ZM143 198H140V199H143ZM151 198H149V199H151ZM198 198V197H197ZM139 199V200H140ZM112 200V201H113ZM126 201L127 200V197H126V199L124 198V196H123V198L121 199V200H119V201H122V203H123V201ZM136 200V199H135ZM146 200H148V199H146ZM145 200V201H146ZM184 202H183V201ZM235 200H236V198H235ZM85 201V200H84ZM84 201H82V202H84ZM109 200L107 199V202H108ZM111 201V202H112ZM115 201H116V199H115ZM118 201V202H119ZM129 201V200H128ZM130 201H131V199H130ZM152 201H153V199H152ZM217 201V200H216ZM117 202V204H119ZM127 202V201H126ZM183 202V203H182ZM258 202V201H257ZM257 202H256V204H257ZM261 202V201H260ZM52 203V202H51ZM80 203V202H79ZM121 203V202H120ZM128 203V202H127ZM148 203V202H147ZM150 203V202H149ZM179 204V205H177V204ZM186 203H188V204H186ZM190 203H192V206L190 207L189 205H190ZM259 203V202H258ZM47 204V203H46ZM49 204V203H48ZM94 204V203H93ZM142 204H143V202H142ZM175 205V206H172L171 207V205ZM260 204V203H259ZM124 205H125V202H124ZM143 205H147V204H143ZM142 205V206H143ZM203 205H205L204 207H203V210H202V206ZM68 206H70V205H68ZM123 206V205H122ZM128 206V205H127ZM83 207V206H82ZM210 207V206H209ZM262 207V206H261ZM204 208L206 209V211H204ZM84 210H86L85 208H83ZM254 210V209H253ZM256 211V210H255ZM255 211H253V212H255ZM165 212H166V214H165ZM202 212H205V213H203L202 214ZM183 215V216H182ZM251 215H252V213H251ZM151 216V215H150ZM251 217H253V215L251 216ZM177 218H179V219H177ZM194 218V219H195ZM248 218V217H247ZM111 219H114V217H111ZM174 219H176L175 221H174ZM193 219V220H194ZM252 219V218H251ZM250 219V220H251ZM177 221H179V222H177ZM185 221V220H184ZM247 221V220H246ZM246 221H243V222H246ZM249 221V220H248ZM207 222H209V221H207ZM225 222V223H224ZM242 222V223H243ZM253 222V221H252ZM111 223H113V221L111 222ZM171 223V222H170ZM190 223V222H189ZM206 223V222H205ZM249 223V222H248ZM247 223V224H248ZM124 225V224H123ZM149 225H151V224H149ZM191 225V224H190ZM217 225H219V226H217ZM229 225V224H228ZM116 226V225H115ZM155 226V225H154ZM185 226H187V228L186 229H189L190 230V232L191 231H194V230H192L194 227V225H192V226H188L187 224L185 225ZM217 226V227H216ZM167 227V226H166ZM175 227V226H174ZM243 227V226H242ZM246 227H247V225H246ZM177 228V227H176ZM197 228V229H198ZM244 228V227H243ZM183 229H185L184 227H183ZM185 229V230H186ZM219 229H221V228H219ZM242 229V228H241ZM176 230V229H175ZM236 230V229H235ZM178 231H179V229H178ZM187 232L189 233V234H191L188 230H187ZM197 232V231H196ZM259 232H260V230L258 231L257 230V234L255 233L253 236H254V239H252L251 240V243L252 244H254V242H256V240H260L264 235L262 234V232L263 231H261V233L259 234ZM176 233H178V232H176ZM180 233V232H179ZM193 233V232H192ZM216 233V232H215ZM172 234V233H171ZM202 234V235H203ZM214 234V233H213ZM227 234V233H226ZM147 235V234H146ZM201 235V234H200ZM201 235V236H202ZM211 236V235H210ZM229 236V235H228ZM258 237V239H256L257 237ZM209 237V236H208ZM212 237V236H211ZM195 239V238H194ZM37 240V239H36ZM191 240H193V239H191ZM193 241H195V240H193ZM197 241H199V240H197ZM196 241V242H197ZM200 241H201V239H200ZM199 241V242H200ZM38 242V241H37ZM232 242V241H231ZM235 243V242H234ZM240 244V243H239ZM250 244V243H249ZM249 244H247L248 245V247H246V246H244L243 248L241 247V248H239V249H237L236 250V252L234 253V256H236L237 258H241V257H244V259H246V260H243V262L244 261H246L247 262V264H250V260H253L254 262H255V264H259V263H261L262 261L264 262V249L263 250H260L259 248L260 247H255V245H254V247L251 245L250 247H249ZM92 246H93V244H91ZM264 245V244H263ZM201 247V246H200ZM208 247V246H207ZM230 248V247H229ZM233 248V247H232ZM235 250V249H234ZM199 251V250H198ZM201 252V251H200ZM233 252V251H232ZM231 252V253H232ZM157 256V255H156ZM179 257V256H178ZM191 257V256H190ZM85 258V257H84ZM194 258V257H193ZM236 258V259H237ZM34 259V258H33ZM74 259V258H73ZM72 259V260H73ZM241 259H243V258H241ZM76 260V259H75ZM103 260V259H102ZM172 260V259H171ZM186 260V259H185ZM193 260V259H192ZM226 260V259H225ZM187 261V260H186ZM191 261V260H190ZM41 262V261H40ZM64 262V261H63ZM74 262H76V261H74ZM179 262V261H178ZM27 263V262H26ZM79 263V262H78ZM183 263V262H182ZM28 264V263H27ZM72 264V263H71ZM74 264V263H73ZM162 264H163V262H162ZM244 264H246V263H244Z\"/></svg>","mask_w":264,"mask_h":264}]
</instances>
